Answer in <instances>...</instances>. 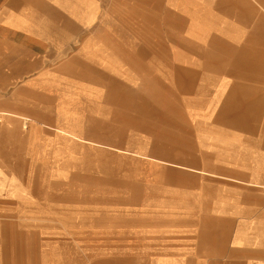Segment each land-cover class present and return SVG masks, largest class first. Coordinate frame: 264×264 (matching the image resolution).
Returning <instances> with one entry per match:
<instances>
[{"label":"rangeland","instance_id":"1","mask_svg":"<svg viewBox=\"0 0 264 264\" xmlns=\"http://www.w3.org/2000/svg\"><path fill=\"white\" fill-rule=\"evenodd\" d=\"M169 28H149L150 46L180 58L134 60L131 86L53 93L47 123L6 122L18 136L0 157V264H163L164 249L200 246L229 182L220 133L258 147L264 108L211 75L220 28Z\"/></svg>","mask_w":264,"mask_h":264},{"label":"crops","instance_id":"2","mask_svg":"<svg viewBox=\"0 0 264 264\" xmlns=\"http://www.w3.org/2000/svg\"><path fill=\"white\" fill-rule=\"evenodd\" d=\"M181 23L195 36L199 27L221 29L222 63L211 75L223 77L224 93H259L251 105L264 108V0H0V157L8 134L18 136V126L6 122L52 121L53 93L131 86L134 60L147 66L150 59L180 58L160 49L158 39L150 46L149 28L173 32ZM220 134L229 180L220 211L206 215L202 246L164 249L163 264H264V194L255 188L264 181V134L253 148Z\"/></svg>","mask_w":264,"mask_h":264},{"label":"bare ground","instance_id":"3","mask_svg":"<svg viewBox=\"0 0 264 264\" xmlns=\"http://www.w3.org/2000/svg\"><path fill=\"white\" fill-rule=\"evenodd\" d=\"M26 121L28 120V118H24ZM27 123V122H26ZM70 135H72V136H75V137H77V138H80V136L77 134V133H75L74 131H70ZM167 264H169V263H167ZM171 264V263H170Z\"/></svg>","mask_w":264,"mask_h":264}]
</instances>
